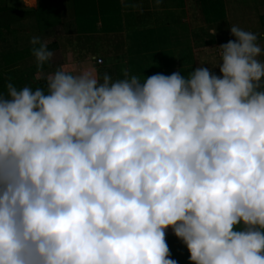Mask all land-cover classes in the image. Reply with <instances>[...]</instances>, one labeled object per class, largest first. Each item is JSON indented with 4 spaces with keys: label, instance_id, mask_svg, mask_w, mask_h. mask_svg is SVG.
Masks as SVG:
<instances>
[{
    "label": "clouds",
    "instance_id": "clouds-1",
    "mask_svg": "<svg viewBox=\"0 0 264 264\" xmlns=\"http://www.w3.org/2000/svg\"><path fill=\"white\" fill-rule=\"evenodd\" d=\"M230 33L220 76L61 66L0 91V264H177L169 227L191 264H264V52Z\"/></svg>",
    "mask_w": 264,
    "mask_h": 264
},
{
    "label": "crops",
    "instance_id": "crops-1",
    "mask_svg": "<svg viewBox=\"0 0 264 264\" xmlns=\"http://www.w3.org/2000/svg\"><path fill=\"white\" fill-rule=\"evenodd\" d=\"M187 2L181 0L179 6L182 8H175L172 0H37L35 7L27 6L23 0H4L3 5L13 11L27 12L28 18L24 16L23 21L30 20L38 8H56L55 13L59 15V21L46 23L37 34L42 41L50 40L48 49L52 53L56 51L55 59L59 60L50 59L41 70L37 69L33 74L35 80L37 76L54 73L61 66L77 71L91 66L101 77L106 73L113 80L123 79L127 72L143 80L156 73L170 75L168 69L176 70L178 66L173 63L171 54L174 47H158L173 46L181 34L187 38L191 55V61L179 65L184 76L198 67L196 52L206 51L209 40L216 41V31L212 34L214 25L202 21L198 10L188 8ZM77 8L81 9L77 11ZM46 31L49 36L43 35ZM10 35L1 36L0 48L4 37ZM79 43H84L86 49L79 50ZM20 44L4 51L19 48ZM96 58L101 62L96 63ZM33 60L34 56L27 57L22 63L30 66ZM211 72L221 75L219 69ZM165 238L170 249L169 258L177 264H191L187 247L173 234L171 227L166 229Z\"/></svg>",
    "mask_w": 264,
    "mask_h": 264
},
{
    "label": "rangeland",
    "instance_id": "rangeland-1",
    "mask_svg": "<svg viewBox=\"0 0 264 264\" xmlns=\"http://www.w3.org/2000/svg\"><path fill=\"white\" fill-rule=\"evenodd\" d=\"M188 2V8H192L193 10H198L199 16L202 17V21H207V25H214L215 31H216V41H214L212 44L209 43L207 46V50L205 51H198L196 52L197 55V62L196 65L198 67H205L209 68L210 71L218 70L219 66L216 67H210L209 63L214 62L215 60L219 59V50L217 46L227 43L229 40H235V37L231 35L230 33V26L236 25L240 27L241 29L245 31H249L252 33H255L258 35L257 43L261 46L262 52H264V0H220L221 4V14L218 12L213 17L217 18L212 22L206 14L205 9L209 8L210 3L206 0H187ZM172 2L175 5V8H182L179 6L181 0H172ZM4 0H0V27L2 28L5 24H7L9 21H12L9 23L10 27L15 29L11 30L10 36H5L3 39L2 47L0 48V51H4V49L13 47L16 45V43H22L18 45V47L27 46V44H30L28 42L31 40L33 36H37L40 28H43L46 23L48 24H54L55 22L59 21V15L55 13L56 8H38V10L30 16V20H21L20 16L15 12V10H11L9 8H4ZM218 8V4L216 6ZM19 17V18H18ZM28 18L25 16V19ZM2 25V26H1ZM213 28V29H214ZM16 31V32H15ZM49 31V30H47ZM44 32L43 35L47 34L48 32ZM50 32V31H49ZM53 32H55L53 30ZM1 31H0V41H2L1 37ZM49 36V35H48ZM212 37V36H211ZM16 39V41L13 40ZM187 38H184L182 34L176 38L175 44L173 43V46H159L160 47H174V50L171 52L172 54V61L177 66L182 65L184 63H188L191 61L188 45L186 43ZM227 41V42H226ZM6 51H4L5 53ZM57 57V52H53L52 60L55 62L58 61L55 59ZM201 58H203L201 60ZM205 58L207 59L206 63L201 64L200 61H205ZM259 59L264 60V54H262ZM209 62V63H208ZM61 63V62H59ZM171 63V62H170ZM22 64V62H21ZM20 64V65H21ZM208 64V65H207ZM169 65V64H168ZM24 68H19L21 73L28 74L31 73V67L29 66H22ZM176 70L174 69H168L169 73L173 72H180L182 69L181 67ZM55 72V71H54ZM4 72L0 70V75H4ZM8 74H10L8 72ZM30 78V77H29ZM24 79V77H23ZM32 80V79H30Z\"/></svg>",
    "mask_w": 264,
    "mask_h": 264
},
{
    "label": "trees",
    "instance_id": "trees-1",
    "mask_svg": "<svg viewBox=\"0 0 264 264\" xmlns=\"http://www.w3.org/2000/svg\"><path fill=\"white\" fill-rule=\"evenodd\" d=\"M207 1L210 3V5H209L208 9L207 8L205 9L206 14L208 16L212 15V17H208V18H211L210 20L212 22H214V20H216L217 18H215L213 16L218 12L221 14L220 0H207ZM217 4H218V8L216 7ZM80 9L81 8H77V11ZM15 12L18 14V16L21 17V18L18 17L21 20L24 18V16H27V14H28L27 12H22V11H19V12L15 11ZM82 15L83 14L79 15V17ZM11 22L12 21H9L2 28L0 27L1 35L9 34L13 30H15V29L10 27L9 23H11ZM209 43L210 44L213 43L212 39L209 40L208 44ZM32 47H33L32 45L23 46V47H19V48L13 49V50L6 51L3 54H0V70H2L4 72L3 73L4 75H0V91L4 92L6 94L7 93V85L9 83H12L13 86H15L17 89H21L25 86L31 87L33 90H35L36 88L45 87V80L44 79L35 80L33 77V74L37 70L35 60H33V62L30 65L32 71L30 74H28V76H26V74L20 72V71H22L20 69L24 68V67H22V66H24V64L23 63L21 64L23 59L33 56ZM78 49L79 50H81V49L85 50L86 45H84V43H79ZM48 63L49 62H46L43 66L47 65ZM210 63H209V66L211 67L212 65ZM8 72L10 74H8ZM23 77H24V79H23ZM30 79H32V80H30Z\"/></svg>",
    "mask_w": 264,
    "mask_h": 264
},
{
    "label": "built area",
    "instance_id": "built-area-1",
    "mask_svg": "<svg viewBox=\"0 0 264 264\" xmlns=\"http://www.w3.org/2000/svg\"><path fill=\"white\" fill-rule=\"evenodd\" d=\"M100 62H101V59L100 58H96V63H100Z\"/></svg>",
    "mask_w": 264,
    "mask_h": 264
}]
</instances>
